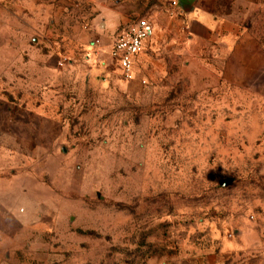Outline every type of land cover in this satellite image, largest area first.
Instances as JSON below:
<instances>
[{
    "label": "rangeland",
    "instance_id": "374dc122",
    "mask_svg": "<svg viewBox=\"0 0 264 264\" xmlns=\"http://www.w3.org/2000/svg\"><path fill=\"white\" fill-rule=\"evenodd\" d=\"M241 1L236 54L145 85L83 25L11 30L0 0V264H264V0ZM120 3L135 20L175 5Z\"/></svg>",
    "mask_w": 264,
    "mask_h": 264
},
{
    "label": "crops",
    "instance_id": "0c3cea01",
    "mask_svg": "<svg viewBox=\"0 0 264 264\" xmlns=\"http://www.w3.org/2000/svg\"><path fill=\"white\" fill-rule=\"evenodd\" d=\"M5 1L6 11L19 23H9L7 27L11 30H43L46 37L48 32L57 34V37L47 40H69V37L78 40L76 36H69L71 23L75 22L73 26L77 32L79 24L83 25L86 34L79 40H92L90 50L100 63L111 58V48L118 35L137 20L124 12L120 0L115 3L112 0H82L84 8L74 10L69 7L72 0ZM173 1L175 5L171 8L155 10L149 16L153 20L155 32L145 42L143 52L135 57V79L130 82L143 84L141 81L144 80L145 85H148L152 77L165 73V69L161 68L164 62L195 58L209 46L216 55L221 56L239 51L244 41L241 38L245 34V27L242 28L245 23V2ZM14 4L19 5L18 15L13 9ZM24 44L27 45L26 42Z\"/></svg>",
    "mask_w": 264,
    "mask_h": 264
},
{
    "label": "built area",
    "instance_id": "2783aa9c",
    "mask_svg": "<svg viewBox=\"0 0 264 264\" xmlns=\"http://www.w3.org/2000/svg\"><path fill=\"white\" fill-rule=\"evenodd\" d=\"M154 32L153 20L143 17L134 21L116 38L111 48V57L118 62L125 80L130 82L135 79V57L143 52L145 42L154 35ZM141 82L146 83L144 80Z\"/></svg>",
    "mask_w": 264,
    "mask_h": 264
},
{
    "label": "water",
    "instance_id": "95a60500",
    "mask_svg": "<svg viewBox=\"0 0 264 264\" xmlns=\"http://www.w3.org/2000/svg\"><path fill=\"white\" fill-rule=\"evenodd\" d=\"M233 181H234V178H226V179L221 180L220 183L223 187H226L230 185Z\"/></svg>",
    "mask_w": 264,
    "mask_h": 264
}]
</instances>
